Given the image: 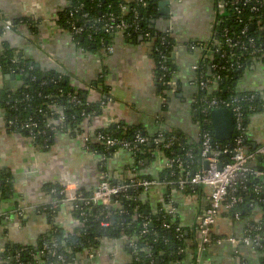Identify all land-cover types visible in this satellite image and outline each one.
I'll return each instance as SVG.
<instances>
[{
  "label": "crops",
  "instance_id": "obj_1",
  "mask_svg": "<svg viewBox=\"0 0 264 264\" xmlns=\"http://www.w3.org/2000/svg\"><path fill=\"white\" fill-rule=\"evenodd\" d=\"M69 3L70 0H0V16L14 22L19 19L36 22L35 28H29L25 22L19 24L0 40L40 69L55 70L66 76L68 85L86 94L89 102L101 98L98 80L102 68H106L105 84L111 100L99 115L81 125L83 134L92 135L100 128L124 124L142 127L148 136L174 129L181 134L182 142L185 139L188 144L197 143L201 132L195 121L198 92L194 82L199 73L194 67H199L205 55L201 49L193 47V43L212 38L215 0H160L159 7L165 15L156 19L153 27L161 32L168 30L177 44L171 52L175 66L173 91L163 90L162 84L155 80V63L146 40L111 34L107 42L112 51L107 54L79 46L74 41L75 36L60 28L56 21L57 13ZM18 85L15 77L11 79L10 74L0 72V92L14 91ZM236 91L255 93L261 101L246 126L248 144L258 149L264 145V66L260 62H253L243 72ZM6 117L5 108L0 105V170L13 178L12 193L0 196V264H11L2 256L7 246L37 249L42 236L54 227L65 235L79 233L82 222L72 203L61 201L54 207L55 198L46 187L61 186L69 181L76 190L90 193L98 186L102 172L100 156L89 151L80 136L51 133L50 143L39 147L30 141L26 132L6 130ZM166 167L167 158L161 151H153L142 163L136 161L132 153L116 150L105 161V172L113 184L133 178H150L148 180L157 182L147 190L139 189L138 199L153 215L160 211L172 213L186 236L183 264H240V258L257 259V254L248 247L240 246L235 250L226 241L201 247L196 228L208 203L210 189L198 186L197 191L189 195L169 190L167 186L171 184L162 177ZM46 206L57 209L53 217L46 212ZM260 216L256 214L254 220L258 221ZM243 223L220 217L214 233L218 237H240ZM31 256V264H47L40 252ZM132 263L127 238H103L95 249L78 251L69 262L62 264Z\"/></svg>",
  "mask_w": 264,
  "mask_h": 264
},
{
  "label": "trees",
  "instance_id": "obj_2",
  "mask_svg": "<svg viewBox=\"0 0 264 264\" xmlns=\"http://www.w3.org/2000/svg\"><path fill=\"white\" fill-rule=\"evenodd\" d=\"M143 1L145 6H142L141 3L135 0H70L68 6L57 13L56 21L60 28L68 30L70 33V20L74 21L76 25H83L85 28L84 34L74 37V41L88 51H101L102 53L106 51L109 36L111 34L114 35V33H104L101 28L102 23L98 22L100 16L112 12L120 18L130 21L132 20L133 10L137 11L140 31L149 33L151 38H156L155 46L158 47L159 51L165 52L168 58L166 63L168 73L164 74L160 69L159 53L153 50L151 51V57L155 63V80L161 84L158 80L161 76H165L164 79L166 81L172 80L175 66L171 52L177 44L172 41L168 30L161 32L155 30L153 27L154 21L160 18V16L165 15V12L159 7L160 0ZM121 5L126 6L125 11L121 10ZM75 10H77V12H74ZM227 11V16L220 17L217 15V21L213 25V35L210 41H197L193 43V47L202 49V53L205 55L204 60L199 65L201 74L205 77H211L214 74L221 77L215 90L210 92L207 90L201 93L199 92V94H197V99L199 101L200 99L210 100L212 98L219 100H230L233 97L242 98V113L244 125L246 127L249 116L257 110L261 101L255 93L237 92L236 84L242 77L243 72L249 68L253 62L258 61L264 66V5L259 8L258 12L250 13L248 8H244L241 13V18H243V20L249 19V27L247 36L242 37L240 41L247 43L248 38L254 40L253 47L241 51V53L238 48H235L232 53H230L222 44L220 31L223 27H227L230 33L235 36L239 35L241 31V26L235 24L232 16L229 15L232 9L228 8ZM70 12H73L72 18L69 17ZM83 14L87 16L83 17ZM24 22L29 28H35L36 22L24 19L13 21V28ZM88 34H90V39L88 38ZM1 35L0 30V38ZM166 35H168V37ZM72 36L74 35L72 34ZM163 36L166 37L164 42L158 40V38H163ZM129 38L133 40L139 39L138 35ZM217 48L219 49L218 51L216 50ZM221 51H226V57L224 59L221 57ZM239 53L241 54L239 63L242 65V68L235 71L229 67V65L235 61L231 55H239ZM12 59L16 61L12 62ZM211 59L212 62L210 63ZM210 64H216L217 69L208 72ZM13 68L19 74L17 78L19 85L14 91L2 90L0 92V105L5 108L7 113L6 121L17 119L18 123H22L28 120V118H32L37 123L38 130H46L45 140L44 137L39 135L33 142L39 147H46V145L50 143L51 133L54 132H49L47 129L48 125L56 126L57 118L60 117L65 119L64 127L66 130L72 129V131L82 133L81 125L86 120H90L92 117L101 113L103 106L102 102H105V97L108 96L109 89L105 84L107 75L105 67L102 68L98 80V91L101 95V99L95 102H89L86 94L82 91H75L68 85L66 76L61 75L55 70L40 69L32 61L19 56L14 49L8 47L4 41L0 40V72L8 74ZM162 87L163 90L168 89L163 85ZM71 95L80 99L82 105L69 102V96ZM251 96H253V99L248 101L247 98ZM200 104L202 107V101ZM51 106H55L56 110H52ZM250 108H254V110ZM81 112H83L84 115H82ZM197 113L195 121L199 126L200 132L203 133L207 131L210 133L214 144L218 145L220 148V162L225 164L230 160L231 155L223 153L222 151L224 148H229V150L232 149V139L228 141L215 140L210 122V110H207L203 114L197 110ZM97 131L126 140H131L136 131L147 136L150 140L156 135L148 136L142 127L126 126L124 124L115 126L110 125L105 128H100ZM14 132L19 133L16 130ZM71 134L74 135L75 132H71ZM171 136L177 137L178 142L170 150H161L167 160H175L176 158L181 160L185 168L181 174L185 172L191 174L201 168L200 139L197 143L188 144L185 139L184 142H182V136L176 130H163L162 138L165 141ZM243 138L245 149L248 150V152H254L256 148L253 149L248 144L246 132ZM86 148L98 155L106 154L104 146L93 140H91L89 146H86ZM153 151L154 145L150 143L145 146H140L133 155L136 161H142V163H144L145 159L148 158ZM253 165L256 168H258V166L264 168V157H256ZM180 171L181 169H178L176 164H174L172 168H166L162 175L163 180L167 182H176L180 175ZM12 184L13 178L11 175L5 170H0V196L7 193L11 194L13 189ZM257 186H264V182L258 178L248 177L244 182L245 189L237 192L238 196L242 198V202L230 209H226L224 206L221 209L220 217L222 220L234 216L235 213L239 214V220L244 222L242 227L243 233L240 237L246 233L250 226H259L261 228L259 232L260 235L264 232V194L255 192ZM167 188L169 190H178L175 184L168 185ZM46 190L48 192L54 190L53 193L51 192V195L55 198L56 206L60 205V202L63 200V196L59 194L61 186L58 184L48 185ZM139 191V189L128 190L122 198H119L121 201L119 208L91 205L84 206L81 210H75L82 222V229L79 233L65 235L59 228L54 227L51 232L42 236L43 239L39 241V247L37 249L29 246H7L2 256L5 259H9L11 264H31V254L33 253L34 255V253L37 254L40 251L43 240L49 241L51 239H56L58 242H64L68 248V252H66L64 248H59L58 250V253L63 255L64 263H66L69 262L71 257L78 251L95 249L103 238H127V248L130 250L133 257L132 264H151L148 258H146V254L149 252L154 259L152 264H183L186 258L184 252L186 249V236L182 231H176V229L179 228L178 222L171 214L165 213L164 211H160L155 215L147 211L146 205L138 199ZM196 191L195 187H192L186 188L183 193L189 195ZM56 211V208L52 209V206H46V212L50 217H53ZM80 211L85 214L80 216ZM256 214L261 215L258 221L254 220ZM103 222H108L109 225L103 227L101 225ZM146 222L148 232L142 233L143 224ZM211 236L218 237L215 235L214 230L211 232ZM129 239H134L137 250L129 247ZM17 254H19V257L16 260L15 256ZM256 254L257 259L254 261H245V264H264V243H262L261 248L256 250ZM42 259L47 264H61L54 257L46 258L43 255Z\"/></svg>",
  "mask_w": 264,
  "mask_h": 264
},
{
  "label": "built area",
  "instance_id": "obj_3",
  "mask_svg": "<svg viewBox=\"0 0 264 264\" xmlns=\"http://www.w3.org/2000/svg\"><path fill=\"white\" fill-rule=\"evenodd\" d=\"M135 1H138L142 4V6H145L143 0ZM262 5H264V0H215V22L217 21V15H219L220 17L227 16V9L230 8L232 9V12L229 13V15L232 16L235 24L241 26V31L239 35L236 36L230 33L227 27H223L220 31L222 44L230 53H232L235 48H238L241 53V51H245L246 49L253 47L254 40L252 38H248L247 43L240 41L242 37L247 36V30L249 27V19L243 20V18H241V13L243 12L244 8H248L250 13L258 12L259 8ZM120 8L122 11L126 10L125 5H121ZM74 12H77V10H75ZM86 16V14H83V17ZM69 17H73V12L69 13ZM98 22L102 23L101 28L104 33H119L126 37L138 35L140 39L146 40L150 45L151 51L153 50L159 53L160 69L164 74L168 73V67L166 65L168 59L167 55L165 52L159 51L158 47L155 46L156 38H151L149 33L140 31L137 11L133 10L132 20L130 21L124 20L118 17L116 14L109 12L100 16ZM13 27V21L0 16V30L2 35L11 30ZM69 29L75 37L82 36L85 32V28L83 27V25H76L75 22L71 20L69 21ZM166 36L168 37V35ZM88 38H91L90 34H88ZM165 38L166 37L163 36V38H158V40L164 42ZM216 50L218 51L219 49L217 48ZM111 51L112 49L107 46L105 53H111ZM221 52V57L224 59L226 57V51ZM240 53L239 55H231L233 56L235 61L234 63L230 64L229 67L235 71H238L242 68V65L239 63V60L241 58ZM11 61L15 62L16 60L12 59ZM211 62L212 59L210 60V63ZM194 69L199 73L197 80L194 82L198 94L199 92L201 93L206 90L210 92L212 89L215 90L217 88V85L221 80V77L219 75L214 74L211 77H205L201 74V70L198 66L194 67ZM208 69L211 72L216 70L217 66L216 64H210ZM8 74L14 75L16 79L19 77V74L14 68L11 69ZM159 78L158 80L163 86L173 91L175 84L172 80L166 81L164 79L165 76H161ZM252 99L253 96L247 98L248 101H251ZM110 100L111 99L109 98V96L105 97V102H102V109L105 106L106 102H110ZM68 101L73 104L82 105L80 99H78L76 96H69ZM201 101L202 107L200 104ZM242 101V98L233 97L230 100H219L212 98L210 100L200 99L198 101L197 99L196 102V110H199L201 114L205 113L207 110H210L211 112L215 109H227L231 111L233 117V133L231 137L233 145L231 150H229V148H224L222 151L223 153L231 155L228 162H226L225 164H222L220 162V148L218 145L214 144L213 138L210 133L205 131L200 134V157L202 159V164L206 162V168H204L202 165L201 168H199L195 172H192L191 174H189L188 172L181 174L185 170V168L182 165V161L177 158L175 160H167L166 168H172L174 164H176L177 168L181 169L177 181L169 182L172 185L175 184L180 192H183L186 188L198 186H203L210 189L208 203L198 220L196 228V232L200 238V245L202 248L211 246L213 244L220 245L224 241H226L235 250L240 246H245L256 253V250L261 248L262 243H264V232L261 235L259 234L261 229L259 226H250L242 237H235L231 235L227 237L211 236V232L216 227L217 221L220 218L222 207L224 206L226 209H230L242 202V198L238 196L237 192L239 190L245 189L244 182L247 180V178H258L264 182V171L259 170L253 165L254 159L256 157H264V145L256 149L254 152H248V150H246L243 145V137L244 133L246 132V127L244 125V118L242 113ZM51 108L52 110H56L55 106H51ZM250 109L254 110V108ZM81 114L84 115L83 112H81ZM64 121L65 119L62 117L57 118V127L48 125L47 129L49 130V132L67 133L70 135H73L71 134V132H75L74 135L80 136L86 143V146H89L91 140H93L96 143L104 146L106 151V154L99 155L102 172L100 174V182L94 190H92L90 193L85 194L82 191L73 188L72 185H70L69 181H67L66 184L61 185L59 194L63 196L62 201L72 203L75 210H81L84 206L91 205H103L105 207L112 206L114 208H119L121 202L119 198H122L128 190H147L157 184V182L153 180L136 178L122 183L113 184L110 181L108 174L105 172V161L114 151L124 150L133 154L139 149L140 146H145L146 144L150 143L154 145V151H161L162 149L170 150L178 142V139L175 136H171L165 141L162 138L163 130L158 131L151 140L138 131L134 133L131 140L112 137L106 133H102L99 131L94 132L92 135H88L78 133L77 131H72V129L66 130V128L64 127ZM5 128L9 132H14L15 130L18 132H26L31 142H34L35 138L39 135L44 137V140L46 139V130H38L37 123L32 118H28V120L22 123H18L17 119L12 121L5 120ZM219 165H221L220 168H218ZM51 192L53 193L54 190H52ZM255 192L264 194V186H257L255 188ZM54 207H56V205ZM84 214V212L80 211V216H83ZM168 214L172 213L169 212ZM231 219L239 220V214L235 213L234 216L230 218L228 217L226 220ZM101 225L103 227H107L109 223L103 222ZM142 228V233L148 232L147 222L143 224ZM176 231L180 232L181 230L180 228H177ZM128 242L130 248H134L137 250L134 239H129ZM59 248H64V250L68 252V248L64 242H58L56 239H51L49 241L43 240L39 252L46 258H56L62 264L65 261L63 255L58 253ZM18 257L19 254L15 256V259L17 260ZM146 258H148L151 264L153 263L154 259L150 252L146 254ZM198 262L201 263L200 260H198ZM239 263L245 264V261L240 258Z\"/></svg>",
  "mask_w": 264,
  "mask_h": 264
},
{
  "label": "water",
  "instance_id": "obj_4",
  "mask_svg": "<svg viewBox=\"0 0 264 264\" xmlns=\"http://www.w3.org/2000/svg\"><path fill=\"white\" fill-rule=\"evenodd\" d=\"M166 4V2L164 3ZM163 4H161L162 6ZM160 6V4H159ZM11 79H14V75H10ZM210 122L214 132V138L217 141H228L232 137L233 133V117L230 110L227 109H215L210 112ZM204 168L207 167L204 162ZM221 165L218 166L220 168ZM258 169L264 171V168L258 166ZM113 199V197H112Z\"/></svg>",
  "mask_w": 264,
  "mask_h": 264
}]
</instances>
